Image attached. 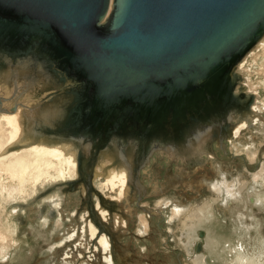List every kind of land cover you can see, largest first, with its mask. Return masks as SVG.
I'll list each match as a JSON object with an SVG mask.
<instances>
[{
    "label": "water",
    "instance_id": "water-1",
    "mask_svg": "<svg viewBox=\"0 0 264 264\" xmlns=\"http://www.w3.org/2000/svg\"><path fill=\"white\" fill-rule=\"evenodd\" d=\"M263 37L264 0H0V77L10 91L16 80L24 82L18 96L38 84L54 88L59 98H66L67 86L92 87L93 107L100 106L102 114L68 137L92 143L79 156L80 180L91 188L94 164L108 148L94 134L109 113L104 109L122 100L137 101L155 117L146 143L150 152L157 147L155 137L168 136L165 129L179 134L182 128L187 139L197 134L200 155L211 136L204 124L211 120L203 119L205 112L213 115L210 106L219 105L231 120L248 112L254 101L241 84L237 65ZM62 71L75 79L63 80ZM238 84L244 91L237 92ZM32 98V108L39 110L29 113V134L60 136L70 129L65 125L70 103L46 101L38 94ZM15 109L1 101L0 112ZM176 136L172 145L179 143ZM90 214L99 228L115 236L95 207ZM201 248L198 242L197 250Z\"/></svg>",
    "mask_w": 264,
    "mask_h": 264
},
{
    "label": "rangeland",
    "instance_id": "rangeland-1",
    "mask_svg": "<svg viewBox=\"0 0 264 264\" xmlns=\"http://www.w3.org/2000/svg\"><path fill=\"white\" fill-rule=\"evenodd\" d=\"M245 58L238 70L241 84L247 92L254 94V101L248 104L247 115L243 117L239 112L233 116L236 121L232 125V129L241 125L245 129L239 135L232 133L226 150L216 148V154L204 145L200 159L191 168L182 158L170 156L173 152L181 156L187 152L179 147L182 143L170 145L166 144L169 140H156L157 147L151 153H157L142 171L143 183L149 191L140 203L161 212L150 214V217L137 208L135 195L130 199L128 194V200L121 199L127 217L124 214L126 218L122 224L125 228L121 224L123 229H117L116 233L124 245L121 249L126 248L131 253L127 264H203L202 254H209L214 264H264V255L259 256L255 250L257 238L264 240V45ZM66 110L68 112L69 107ZM250 112L258 115L251 116ZM69 117L68 112L67 119ZM56 137L61 141L71 140L66 136ZM196 138L197 134L188 142L192 143ZM114 146L109 149L123 165L124 157L119 149H113ZM131 151L128 146V158ZM262 169V177L255 179L254 173ZM4 173L0 172V264H106L105 252L97 243L98 239H91L88 231L80 235L82 242L75 239L65 246L70 243L69 235L79 228V223L85 226L87 221L85 217L81 218L82 213L88 212L81 204L82 190L63 191L57 185L59 178L55 180L48 176L38 184H24L26 190L23 192L13 190L16 194L11 197L4 189L11 190L17 185L19 188L20 182ZM94 183L108 194L113 192L111 185L98 176ZM164 184H167L165 189ZM227 184L233 186V198L224 191L228 189ZM221 185L224 190H215ZM251 197L263 202L250 205ZM146 217L150 229L144 234L140 233V226ZM201 231L203 236H200ZM1 232L9 236L2 237ZM198 242L202 246L200 251L197 250ZM241 242L246 250L238 252L237 245ZM4 252L6 257H2ZM121 263L123 261H113V264Z\"/></svg>",
    "mask_w": 264,
    "mask_h": 264
},
{
    "label": "flooded vegetation",
    "instance_id": "flooded-vegetation-1",
    "mask_svg": "<svg viewBox=\"0 0 264 264\" xmlns=\"http://www.w3.org/2000/svg\"><path fill=\"white\" fill-rule=\"evenodd\" d=\"M63 72L64 71L59 73L60 75L64 77V78L61 77L63 80H66L67 76L72 77V73L70 72L63 73ZM73 78L75 79V77ZM23 86H24V82L22 80H17V82L13 84V88L10 91L8 85L5 84L4 79L0 77V89H2L1 91L4 92V94L7 97L13 98V96H15L16 98H19V100H21L22 102L33 101L34 98H32V96L33 95L35 96V94L41 95V97H45L48 94H50L52 91H55L54 88L51 89V87L47 90L43 89L44 85L41 86L38 84V86H35V88L31 92H29L30 93L29 98L24 99L23 101V96H26L28 93L25 92L23 93L22 96L17 95L24 90ZM16 87H19V88L16 89ZM77 89L78 88H76L73 84V86L71 85V86L66 87V92L69 95V96L67 95L66 98H56V96L53 97L51 95L47 96L46 98V101L58 100L60 103L68 102L70 103L68 107L71 108L69 109L74 110L73 114L69 118L70 120L65 123V125L67 127L69 126L70 129L64 131L63 134L61 135V136H66V138L73 137V135L76 133L78 129L85 126V124L88 125L87 123H85V121L87 122L92 121V117L96 116L98 118L100 114H102V108L100 106L93 107L92 87L89 84H87V85H82L81 89H78V90ZM215 100L216 98L214 99L212 98V101H215ZM212 103L215 104L214 102ZM17 104H20V102ZM33 104L34 103L32 102L26 103L24 106L21 107V110H17L16 112V115L18 116L19 130H20L18 139L22 140L24 144L29 145L31 147L44 146V147H51V148H60L64 150L65 152H75V154H77V158H78L77 171L73 173L72 178L70 176L67 180L59 181L57 185L59 186L58 188H60L61 190L63 189V191H69L75 188H79L80 190H82V203L81 204H84V207L87 208L88 212L85 211L84 213H82L81 218L82 216L84 217L86 216L88 220H91L95 224L92 218V215L90 214V207L96 208L97 214L101 218L103 223L106 220H104V218L102 217L100 213L101 208L102 209L105 208L104 210H107L112 215L113 214L115 215L125 214L126 215V213L120 210L119 204L115 201V199L112 198L117 193V190H116L117 188L115 187L113 189L112 194H108V192L105 189H103L100 186L98 187V185L94 183L95 176H98L97 172L99 171H101L102 173V176H100V178L106 181H107L106 178L109 177L110 173L112 172L124 174V176L126 177V185L129 191L128 194H130L129 197L131 199L134 195L136 196L135 204L138 208L137 204L141 202V199L149 191V187L143 183L142 171L145 166L147 167L148 165H150L153 155L157 153V152L151 153L150 152L151 146L149 147V145H146V143L150 140V136H148L150 134L149 129H151V127L154 125V118H155L153 116L154 115L153 112L149 108L140 106L137 101H134L132 99H127V100L120 101L119 104L115 106H109L108 109L103 110L105 112H109L107 116L109 114H113V117L115 119L114 123L116 127V135L109 140H105L104 136L100 132L97 133L100 135L101 138H103L102 141H105V143H107L108 148L107 150L101 151V153L99 154V157L97 158V161L94 164L93 172H92L93 184L91 185V188H90V187H87V184L83 180H80L82 170H81L80 163H79V156L82 151H85L86 153L89 152L92 143L86 138H85L86 140L84 141L74 140L70 138L71 140L75 141L78 145V148L74 149L71 145H69V143L66 144V146L63 145L65 141L59 140L55 135L53 136H50V135L32 136L31 134L27 132V130L29 129V127L27 126L28 125L32 126L30 122L31 118H30L29 113L33 112L35 114H38V110H39L38 108H32ZM210 107H211V112H213V115L212 114L210 115L207 112H205L203 115V119H205V121L211 120V123L204 122V124H206V126L209 128V131H211V136L208 137V141L205 144H206V148H208V151H212L213 154H216V148L219 151L226 150L227 144L229 143L231 139L232 133H235L237 130L240 129V131H237L235 133V134H240L245 128L238 126L236 127V129H234V127L232 129V125L233 123H235V120L225 119L223 117V114L220 113L221 108L219 105L215 104ZM218 119L221 121L222 124L218 123ZM100 121L102 123L104 122L102 120ZM83 130L85 132L86 128ZM94 137H97V136H94ZM197 138H196V141L194 140L192 144L188 146L187 149L190 148L191 150L189 154L184 153L181 156L179 153L173 152V153H170V156L172 157V159H175L176 157L182 158L181 160L186 163V166H188V168H191L193 164H196L197 161L200 159L199 157L201 155V154L200 155L197 154V151H198V149H196ZM57 141H59L60 143H58ZM183 142H187V140L185 141V139H183ZM183 142L180 140V144ZM167 144L172 145L173 143L169 142ZM113 145H115L113 149L115 150L119 149L120 154L123 155L124 157L123 165H121L118 162L117 160L118 158L116 159L113 155L114 153L110 151L111 149L109 148H111ZM128 146L132 149L130 158H128L127 156ZM179 147L181 148V150L185 151L184 144H181V146ZM73 180L74 181L79 180V181L74 183ZM69 182H72V184H69ZM57 185H56V188H57ZM166 187H167V184H164L163 189H165ZM50 195H47V197ZM100 195L103 198V204L101 203ZM110 195L111 196L114 195V196L110 197ZM127 198L128 196L126 198L124 197V199H127ZM59 207L62 209V205ZM150 209H151L150 210L151 215H154L155 212H161V210L159 211L155 208H150ZM53 214L54 213L50 212L51 216H53ZM74 215L75 213H73L72 218ZM125 218L123 219L124 222H125ZM108 221H106L105 224L109 225L110 229L113 231L112 226L109 224L111 220H108ZM80 224L81 223H79V230L81 228ZM149 225H150V221H149ZM96 226L99 229V235H102V233L109 235L108 233H106L103 227L99 228L97 224ZM113 232L116 233L115 231ZM110 239L112 242V249L115 252V260H114L115 263L119 261H123V263L121 264H125L127 262L128 255L131 253L126 251V248L121 249L124 245L121 243L119 234L118 235L115 234L114 237L110 236ZM119 249H121V251Z\"/></svg>",
    "mask_w": 264,
    "mask_h": 264
},
{
    "label": "bare ground",
    "instance_id": "bare-ground-1",
    "mask_svg": "<svg viewBox=\"0 0 264 264\" xmlns=\"http://www.w3.org/2000/svg\"><path fill=\"white\" fill-rule=\"evenodd\" d=\"M110 11H111V9L109 10V12ZM263 45H264V37L249 51V53L250 52H254L256 49L261 48ZM244 58L240 61V63H238L237 68H239L242 65V62L246 59V58L245 59ZM72 78H73V76L72 77L71 76H67V79L72 80ZM16 82H17V80H16ZM17 88H19V87H16V89ZM23 88H24V86H23ZM1 90L2 89H0V104H1V101H2V104H4L6 107H9L10 109L12 107H14L15 105L17 106V109H15L14 111L10 110V111H2V112H0V167L2 168V170H0V172L4 171L6 174L9 175V177L11 179L17 180L18 182H20V185H19L20 187L19 188H18V185H17V187H15V188H13L11 190L3 188L5 190V192H8V194H9L8 196L12 197L13 194L14 195L16 194L15 192H13V190H18V192H23V190H26L25 187H24L25 186L24 184H26V183L27 184L28 183L38 184V182L42 181V178H44V177H48V176L54 177L55 180L57 178H59L58 180H60V181L67 180L70 176L72 178V175H73L72 172H76L77 171L78 158H77V154H75V152H65L64 150H62L60 148H51V147H44V146H33V147H31L29 145L24 144L22 142V140L18 139L20 130H19L18 116L16 115V112H17V110H21V107L24 106L26 103H29V102L35 103V100H33V101H24V99L29 98V96H30L29 92H31L32 90L28 91L27 92L28 94L26 96H23V101L24 102H22L21 100H19V98H16L15 96H13V98L7 97L4 94V92H2ZM241 91H242V89L240 88V86L239 87L237 86V92H241ZM3 95H5V96H3ZM14 95H15V93H14ZM49 95H51L53 97L56 96V98H59V95H58V93H56V91H52L47 96H49ZM3 99H6V101L3 102ZM11 99H12V101H11ZM19 102H20V104H17ZM73 111L74 110H70L68 112H69V114L72 115ZM244 112H245V110H244ZM247 114L248 113L245 112V114L243 113L242 115L244 117ZM251 114L253 116H257L258 115L257 113L253 114V113L250 112L249 115H251ZM257 118H259V117H257ZM104 121L105 122H103L104 124H103V127L101 126L100 131L97 130V132L94 133V134H97V133L100 132L104 136V138L106 136L105 140H109V139L113 138L116 135V127H115V123H114L115 119L113 117V114H109L104 119ZM251 125H254V123H251ZM241 127H243V125H241ZM180 130H181L182 133L177 134L178 131L175 128L174 129H165L164 131H165V133H167V135L169 137L168 136L166 137L165 135L160 134V135H158L155 138H156V140H169V142H172L171 139H173L174 136L177 135L175 140L179 141V143L177 144V145H179L180 144V140L183 142V139H185V141L189 139V138L187 139V134H185L183 129L180 128ZM237 131H240V129L237 130ZM19 142H21L24 145L20 146L19 148L11 149V147H13L14 144L19 143ZM57 142L60 143L59 141H57ZM68 143L74 149L78 148L77 143L75 141H73V140L65 141L63 145L66 146V144H68ZM182 144H185V142H183ZM185 148H186V146H185ZM52 171H55L57 174L56 173L53 174ZM70 171H72V172H70ZM262 173H263V169L258 171V172H256V173H254L255 174V179L262 177ZM97 174H98L99 177L102 176L101 171H99ZM106 179L108 181V184L111 185L112 190L115 187L117 188L116 189L117 193L115 194L116 197H112V198L115 199V201L119 204V208L123 212V209L121 207V204H122L121 199L122 198L124 199V197L126 198L128 196V193H129L128 187L126 185V177L124 176V174L112 172V173H110V176L107 177ZM211 183H212V181H211ZM231 184H233V183L231 182ZM237 184H238V182H236V185ZM101 185H102V183H101ZM105 186H107V185H105ZM226 186L228 187V189L225 187L226 189L224 190L222 188V185H221L220 187L216 186L215 190L219 191V190L223 189L230 196L234 195L235 193H234V190L232 188L233 186L232 187L228 186V184ZM211 191H213V190H211ZM103 193H104V191H103ZM236 193H238V192H236ZM110 197H111V195H110ZM233 197L234 196H232V198ZM228 202H229V200H228ZM261 202H263V201H261V200L258 201L254 197L249 198V203H251L250 205H252V204H261ZM162 203H167V202H162ZM97 205H98V203H97ZM165 205H167V204H165ZM180 206H181V204H180ZM104 209L105 208H103V209L101 208L100 209V213H101L102 217L104 218V220H111V222L109 224L112 226L113 230L116 232L117 229L122 228L121 224H122V222H124V220H123L124 219L123 218L124 214L122 213L123 215H121V214L120 215H115V214L112 215L111 213H109L107 210H104ZM150 210L147 213L150 214L151 213ZM179 211L180 210H178V209L176 210L177 213H179ZM172 213H174V211H172ZM211 213H212V211H211ZM143 216H145V215H143ZM82 217H84V216H82ZM251 217H253V216H251ZM146 218L147 219H144L143 221H141L140 218H139V220L142 223L141 226H140V233H144L145 234V232H146V234H147L148 230L150 229V225L148 224L149 223V219H148V217H146ZM85 219L87 220L85 226H81L80 230L78 228L73 234L71 233L69 235L70 243H66L65 246L67 244H71V242L75 241V239H76V241L79 240L80 242H82V239H79L80 235L82 233H86L88 231L90 233L91 239H96V238L98 239L97 243L101 246V248L105 252L104 253L105 257L104 258H105L106 264H113V261L115 260V252L112 249V242H111L110 236L107 235V234H104V233H102V235H99L98 227L96 226V224H94L91 220H88V218L86 216H85ZM122 225L125 228V224H122ZM245 228H246V226H245ZM6 230H5V233H6ZM72 231H73V229H72ZM1 233H2V237L6 238L7 236H9V235H7V234H5L3 232H1ZM117 233H115V234H117ZM247 240H248V238H247ZM93 241L96 242V240H93ZM256 242H257L256 245L254 244L255 245V250H257L256 253H260L259 256L264 255V240L262 238L261 239L257 238ZM252 243H253V241H252ZM237 246H238V252L246 250L245 246H244V244L242 242L239 243ZM119 250L121 251V249H119ZM6 255H7L6 252H4L2 257H6ZM201 260H202L203 264H214V262L212 261V257L209 254H202V259ZM125 264H127V263H125Z\"/></svg>",
    "mask_w": 264,
    "mask_h": 264
}]
</instances>
